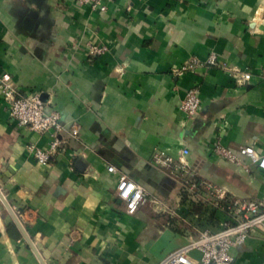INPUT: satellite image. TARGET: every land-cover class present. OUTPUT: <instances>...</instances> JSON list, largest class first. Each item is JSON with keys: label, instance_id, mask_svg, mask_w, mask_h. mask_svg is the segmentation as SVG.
Instances as JSON below:
<instances>
[{"label": "crops", "instance_id": "0c3cea01", "mask_svg": "<svg viewBox=\"0 0 264 264\" xmlns=\"http://www.w3.org/2000/svg\"><path fill=\"white\" fill-rule=\"evenodd\" d=\"M104 4L0 0V74L41 92L64 124L62 145L40 164L29 145L47 147L50 136L20 126L0 95V192L23 214L20 225L0 197V264H154L215 229L224 212L204 219L207 189L203 200L183 197L179 172L155 151L178 160L186 147L190 169L228 199L264 201L263 170L212 152L220 140L264 153V24L252 22L264 0ZM91 44L105 49L93 56ZM210 53L250 69L251 81L206 67ZM192 86L201 108L188 116L180 103ZM119 173L148 193L133 214L115 194ZM231 253L234 264H264V231Z\"/></svg>", "mask_w": 264, "mask_h": 264}, {"label": "built area", "instance_id": "2783aa9c", "mask_svg": "<svg viewBox=\"0 0 264 264\" xmlns=\"http://www.w3.org/2000/svg\"><path fill=\"white\" fill-rule=\"evenodd\" d=\"M76 1L81 4H91L92 7L101 10L106 9L104 0ZM252 22L264 24V4L259 6ZM104 49L103 45L88 46V52L93 56L102 53ZM205 64L208 68L215 67L228 72L238 86L249 83L253 77L250 69L229 67L214 53L209 54ZM0 95L4 109L20 126L50 136L47 147L29 145L37 162L47 164L63 142L59 134L64 131V124L59 112L47 107L41 92H21L8 72L0 74ZM200 108L199 87L192 86L185 91L180 109L188 116H192ZM76 132V130L72 131L73 134ZM212 152L220 158L239 165L243 164L242 159H247L258 169L264 171V153L258 152L252 144H241L236 149H231L223 145L220 140H216L212 145ZM178 154V160H175L163 151H155L152 159L162 165L171 166L179 172L177 179L181 186V194L188 200L192 202L203 200L198 189L200 186L207 189L206 203L208 204L202 211L204 219L209 218L214 209L224 212V218L220 220L215 229H201L195 239L170 251L154 264H234L231 250L243 245L252 231L256 229L264 231V201L236 197L228 199L225 188L207 183L198 178L196 173L190 169L186 160L189 154L188 148L179 149ZM107 171L117 173L114 165H108ZM115 194L125 202L128 214L135 213L138 207L148 199L144 186L124 173L118 174ZM8 209L21 225L22 212L10 205ZM194 251L199 252L198 257L193 254Z\"/></svg>", "mask_w": 264, "mask_h": 264}, {"label": "water", "instance_id": "95a60500", "mask_svg": "<svg viewBox=\"0 0 264 264\" xmlns=\"http://www.w3.org/2000/svg\"><path fill=\"white\" fill-rule=\"evenodd\" d=\"M0 197H1V199L3 200V202L7 205V207H8V203L6 202V200L4 199V197H3V195L1 194V192H0Z\"/></svg>", "mask_w": 264, "mask_h": 264}]
</instances>
